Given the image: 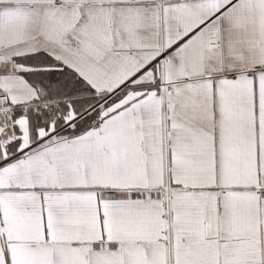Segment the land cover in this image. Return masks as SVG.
<instances>
[{"label":"snow or ice","instance_id":"snow-or-ice-1","mask_svg":"<svg viewBox=\"0 0 264 264\" xmlns=\"http://www.w3.org/2000/svg\"><path fill=\"white\" fill-rule=\"evenodd\" d=\"M0 264H264V0H0Z\"/></svg>","mask_w":264,"mask_h":264}]
</instances>
